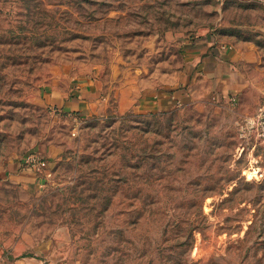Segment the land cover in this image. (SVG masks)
<instances>
[{
	"label": "rangeland",
	"instance_id": "374dc122",
	"mask_svg": "<svg viewBox=\"0 0 264 264\" xmlns=\"http://www.w3.org/2000/svg\"><path fill=\"white\" fill-rule=\"evenodd\" d=\"M199 40L248 54L238 92L190 85L186 46ZM90 75L105 111L73 136L77 118L46 97ZM129 86L198 95L120 113ZM263 106L259 6L0 0V171L20 162L38 177L0 178V264H264Z\"/></svg>",
	"mask_w": 264,
	"mask_h": 264
},
{
	"label": "crops",
	"instance_id": "0c3cea01",
	"mask_svg": "<svg viewBox=\"0 0 264 264\" xmlns=\"http://www.w3.org/2000/svg\"><path fill=\"white\" fill-rule=\"evenodd\" d=\"M226 3L251 4L259 6L264 12V0H223ZM186 53L190 58V85H198L201 80H214L222 89V93H234L241 89L242 73L237 65L248 54L239 46H214L207 40L192 42L186 46ZM131 90L125 88L117 100V111L126 113L130 110L143 113H169L177 106L194 101L196 92L170 89L152 91ZM133 91V92H131ZM119 94V93H118ZM49 106L58 108L61 113L84 120L90 116L105 111L106 99L102 97L100 80L90 75L80 78L76 83L67 84L65 89H53L47 94ZM76 120V119H75ZM31 176V180H29ZM13 179L17 182L38 181L36 173L22 168L20 162H13L0 171V178Z\"/></svg>",
	"mask_w": 264,
	"mask_h": 264
},
{
	"label": "built area",
	"instance_id": "2783aa9c",
	"mask_svg": "<svg viewBox=\"0 0 264 264\" xmlns=\"http://www.w3.org/2000/svg\"><path fill=\"white\" fill-rule=\"evenodd\" d=\"M81 122L76 119L72 134L76 136L79 134L78 130L80 129ZM257 136L259 141L264 145V106L259 112L257 116ZM24 163L27 167L31 168L32 170L36 171L37 173L43 172L44 168L46 167L47 163L37 154H30L28 155Z\"/></svg>",
	"mask_w": 264,
	"mask_h": 264
}]
</instances>
